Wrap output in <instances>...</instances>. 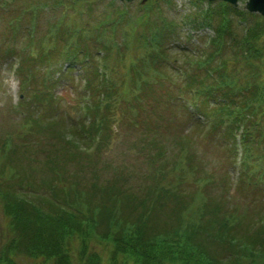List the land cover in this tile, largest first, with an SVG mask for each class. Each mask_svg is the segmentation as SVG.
<instances>
[{"label":"rangeland","instance_id":"obj_1","mask_svg":"<svg viewBox=\"0 0 264 264\" xmlns=\"http://www.w3.org/2000/svg\"><path fill=\"white\" fill-rule=\"evenodd\" d=\"M238 1L236 8L247 12V0ZM148 2L150 14L146 15L141 11V0L132 3L119 0H0V176L7 160L10 164L19 163L21 178H27L29 186L36 187L38 194L31 197L39 202L50 201L56 194L58 201L64 203L70 193L84 192L86 195L93 191L95 197L92 200L99 202L105 198L108 187L118 184L128 192L126 199L132 204L145 197L158 182L160 186L178 188L189 204L204 188L200 179L204 168V174L208 172L209 176L215 177L216 193L223 195L219 203L225 208L228 204L230 207L235 204L248 206L252 199L250 193L262 201H255L260 210L249 211L247 217L248 222H255L251 229L259 228L264 220V180L256 182L255 187L244 184L243 180L247 181L246 177L253 173L250 169L256 170L255 165L261 160H251V165L239 169L234 162L239 157L234 156L233 139L226 136L224 130H220V134L210 131L207 124L196 117L200 111L195 110L194 116L187 110L186 106L192 102L200 106V100L188 90L185 78L179 74L180 68L194 67L193 58L204 64H196L200 77L209 71L202 54L213 50L209 41L216 34L221 15L217 13L223 3H229L218 0ZM26 9V12L22 11ZM124 12L127 19L132 16L142 19L133 25H127L126 20L117 21L112 29L114 33L109 21H116ZM207 12H213L211 20L203 17ZM235 18L241 24L239 17ZM146 20L158 22L162 28L171 31L172 39L167 48L174 60L166 65L160 80L144 74L152 83L145 86L146 94L138 107L135 100L138 81L130 69L132 54L127 49L122 28H131L141 38L139 41H146L145 29L150 26ZM73 26L85 28L88 31L86 38H73L70 33L78 30L71 32ZM103 27L106 28L104 32ZM232 31L238 36V31ZM99 34L101 40L95 41L100 38L97 37ZM74 39L82 40L79 46L74 44ZM96 43L100 46L97 49ZM80 48L89 51L85 64H91V68L83 70L82 66L70 65L68 69L63 55L74 49L78 52ZM107 53L112 55L107 65H111L110 78L118 93L109 109L104 111L102 107L99 110V116L107 119L103 132H99L96 139L84 138L83 123L91 120L95 102H103L94 97L90 101L84 99L82 77L88 76L84 74L86 69L89 73L97 70L102 61L99 56L106 58L104 54ZM232 54L226 47L221 56L230 60ZM217 63L218 59L212 61L211 68ZM232 66L229 61L228 67ZM100 67L99 64L98 69ZM261 71L264 73V67ZM250 72L251 69L246 70L240 76ZM211 75H215V71L207 77L208 83L213 81ZM133 90L134 94H124ZM36 91L47 94L49 103L35 102ZM206 105L215 109L211 101ZM7 137L12 138L16 150H11L12 145L3 144ZM159 169L164 173L160 174ZM180 173L188 177L185 183L173 180L172 176ZM23 185L26 186V181ZM169 207L170 203L167 209ZM184 210L190 213L188 208ZM164 220L173 222L170 217ZM7 222L0 205V249L8 240L3 230ZM161 226L172 230L170 224ZM12 264L42 263L27 256L16 258Z\"/></svg>","mask_w":264,"mask_h":264},{"label":"trees","instance_id":"obj_2","mask_svg":"<svg viewBox=\"0 0 264 264\" xmlns=\"http://www.w3.org/2000/svg\"><path fill=\"white\" fill-rule=\"evenodd\" d=\"M144 9L146 15L150 14V7ZM212 13H203V17L211 20ZM217 15H220V20L210 41L213 50L202 54L209 71L200 77L197 65L204 64L193 58L194 67H179V74L185 78V85L192 90L194 97H199L200 106L195 103L194 109L203 114L214 133L220 134V130H224L225 135L232 138L241 130L243 162L240 169L251 165V160H261L259 165H255L256 170L250 169L253 173L246 177L247 181L243 180L244 184L255 187L256 182L264 180V73L261 71L264 67V17L225 3ZM235 16L245 26H241ZM135 17L127 19L124 12L108 25L115 33L112 29L117 21L126 20L127 25H133L142 19ZM146 21L150 24L145 29L146 41H139L141 38L131 28H122L127 49L132 54L130 69L138 81L135 90L138 107L145 97V86L152 83L144 74L154 75L160 80L164 77L166 65L174 60L170 48H167L172 39L171 31L162 28L158 22ZM233 29L238 31V36L233 34ZM70 30L81 33L77 36L70 33L73 38L84 39L88 33L85 28L74 26ZM105 30L103 27L102 32ZM101 36L99 34L97 37L100 38H95V41H100ZM81 41L74 39L73 42L79 46ZM96 46V49L100 47L98 43ZM226 47L229 53L233 52L230 60L221 56ZM104 55L106 58L99 56L102 58V70L97 67L89 73L86 69L84 74L88 76L83 77V97H94L103 102H95L93 118L82 125L91 139H96L106 125L107 119L99 116V110L102 107L104 111L109 109L118 93L115 82L110 78L111 65H107L112 55ZM63 56L68 69L70 65L82 66L83 70L91 68V64H85L90 56L86 48H80L78 52L74 49L72 53L67 51ZM215 59L219 63L211 68ZM228 60L233 63L231 68ZM249 69L250 73L240 76ZM213 71V81L208 83L207 77ZM124 94H134V90ZM46 95L36 91L33 99L43 104L48 102ZM51 100H55L54 96ZM210 101L215 109L206 105ZM195 110L191 114L194 115ZM3 144L12 145L11 150H16L11 137H7ZM182 150L185 152V148ZM4 164L0 176V205L8 219L3 229L8 240L0 249V262L4 264H12L16 258L27 256L41 260L42 264H264V220L259 228L254 229L251 228L255 222L247 221L249 211L260 210L255 203L260 199L250 193L252 199L248 206L235 204L230 207L228 204L225 208L219 203L223 195L216 193L215 177L209 176L208 172L204 174V168L200 172L204 188L189 204L178 188L160 186L158 182L137 203L131 204L126 199L128 192L118 184L108 187L105 198L99 202L98 199L92 200L95 197L93 191L86 195L84 192L70 193L63 203L58 201L56 194L46 202L31 197L38 194L37 189L34 185L29 186L27 178H21L20 164H10L9 160ZM158 171L164 173L163 169ZM172 178L179 183L188 180L183 173ZM25 181L26 186L23 185ZM167 201L170 203L168 209ZM185 208L190 210L189 214ZM168 217L173 222L164 220ZM164 223L170 224L172 230L161 226Z\"/></svg>","mask_w":264,"mask_h":264},{"label":"water","instance_id":"obj_3","mask_svg":"<svg viewBox=\"0 0 264 264\" xmlns=\"http://www.w3.org/2000/svg\"><path fill=\"white\" fill-rule=\"evenodd\" d=\"M132 1V0H128ZM228 1L234 5H238V0H224ZM246 8L252 12H260L264 15V0H248L246 3Z\"/></svg>","mask_w":264,"mask_h":264}]
</instances>
